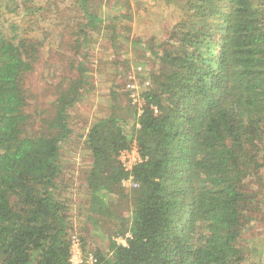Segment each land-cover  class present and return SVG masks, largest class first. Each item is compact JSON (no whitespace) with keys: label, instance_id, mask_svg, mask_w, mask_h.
I'll list each match as a JSON object with an SVG mask.
<instances>
[{"label":"trees","instance_id":"16d2710c","mask_svg":"<svg viewBox=\"0 0 264 264\" xmlns=\"http://www.w3.org/2000/svg\"><path fill=\"white\" fill-rule=\"evenodd\" d=\"M78 2L85 28L105 23L93 0ZM23 3L0 0V264H71L75 229L59 190L66 187L61 155L73 135L69 112L92 89L90 33H76L74 77L58 95L47 131L27 133L25 80L44 43L17 21L22 11L41 10ZM183 10L169 39L150 47L157 67L141 107L131 99L125 107L113 88L109 115L85 135L91 162L78 238L95 264L247 260L243 234L257 219L247 181L264 169V0H184ZM134 146L141 162L126 170L120 156ZM131 177L138 187L128 189L123 182ZM121 196L127 214L117 210ZM105 223L113 224L108 250L88 248V229Z\"/></svg>","mask_w":264,"mask_h":264},{"label":"rangeland","instance_id":"374dc122","mask_svg":"<svg viewBox=\"0 0 264 264\" xmlns=\"http://www.w3.org/2000/svg\"><path fill=\"white\" fill-rule=\"evenodd\" d=\"M18 1L41 9L36 10L40 11L37 15L22 11L17 21L24 29L32 30L28 34L44 43L34 72L25 80L29 96L26 113L31 118L27 133L37 135L47 131L46 122L56 112L55 101L74 77L70 62L76 54V33L81 29L90 33L86 52L92 89L69 112L73 135L61 155L63 167L60 180L66 187L62 189V186L59 190L70 205L71 222L75 229L71 235L78 236L80 229L86 227L88 194L84 178L91 162L84 147L85 135L94 122L109 115L113 88L118 91L125 107L130 108V99L141 107L139 96L152 87L151 76L157 67V58L150 47L169 39L183 18L184 0H93L92 9L105 22L98 28L89 25L85 28L87 20L79 0ZM121 6L124 7L122 12ZM111 22L116 25V34ZM112 36H115V41H112ZM125 112L122 111L127 114ZM247 184L256 193L251 212L257 219H252L245 227L243 245L250 249L246 250L244 264H264V169L260 176L250 178ZM123 186L136 188L128 182H123ZM120 198L117 210L127 214L128 204L125 202L128 198ZM112 229L113 224L110 223H105L101 229H88V248L99 246L108 250V235Z\"/></svg>","mask_w":264,"mask_h":264},{"label":"built area","instance_id":"2783aa9c","mask_svg":"<svg viewBox=\"0 0 264 264\" xmlns=\"http://www.w3.org/2000/svg\"><path fill=\"white\" fill-rule=\"evenodd\" d=\"M120 161L123 165V167L126 170H131L132 167L137 164L138 162H141V156L140 152L138 150V147L134 146L132 150L125 151L120 156ZM125 182L130 183L133 187H137L138 185L133 181V178H129L128 180H125ZM129 235H127L128 237ZM115 240L123 245L127 244V240L123 237H116ZM96 259L93 255H89L88 257H85L83 253V249L81 246V242L78 238V236H72L71 240V258L70 262L71 264H95Z\"/></svg>","mask_w":264,"mask_h":264}]
</instances>
